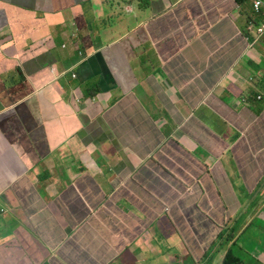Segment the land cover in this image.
I'll list each match as a JSON object with an SVG mask.
<instances>
[{"label":"crops","instance_id":"0c3cea01","mask_svg":"<svg viewBox=\"0 0 264 264\" xmlns=\"http://www.w3.org/2000/svg\"><path fill=\"white\" fill-rule=\"evenodd\" d=\"M234 9L0 0V264H264V104L203 103L264 74Z\"/></svg>","mask_w":264,"mask_h":264},{"label":"clouds","instance_id":"9594fccd","mask_svg":"<svg viewBox=\"0 0 264 264\" xmlns=\"http://www.w3.org/2000/svg\"><path fill=\"white\" fill-rule=\"evenodd\" d=\"M248 2V1H247ZM250 7L254 11L255 25L253 26L255 31V42L248 41L249 48H253L256 45L258 47L264 46V0H250ZM249 26V25H248ZM260 40L256 43L258 38ZM262 39V42H260ZM217 65L216 59L211 60V64L208 68V74H212L215 66ZM209 91L211 92L210 97H215L222 105H227L225 102L226 93H231V96L234 98H239L241 101L247 105V108L253 110L258 107V110L261 108V104H264V74H261L258 70L252 68L248 64H242L232 70H230L224 77L219 78L214 81V83L209 87ZM208 98V99H209ZM207 99L203 100V103ZM220 116V115H218ZM231 128V124H229ZM49 176L53 178V173L51 171L48 172ZM186 192L188 194H195V189L193 186H188L186 188ZM251 228V227H250ZM249 228V229H250ZM247 230L250 232V230ZM237 243L234 244L232 249L227 253L224 258L222 264L225 263V260L230 252H232L237 259L240 260L238 264H243V257L238 255L239 245L236 246Z\"/></svg>","mask_w":264,"mask_h":264},{"label":"trees","instance_id":"16d2710c","mask_svg":"<svg viewBox=\"0 0 264 264\" xmlns=\"http://www.w3.org/2000/svg\"><path fill=\"white\" fill-rule=\"evenodd\" d=\"M248 1V2H247ZM237 2H238V5H239V7L241 8V11L242 12H246L247 13V17H246V23H247V25H238V27H239V30L238 31H241V33L243 34V36L248 40V41H251V42H255V31H254V28H253V26H251L250 24H252L253 23V25H255V21L253 20V18H254V16H252V14L251 13H249L246 9H247V7H248V5H249V3H250V0H237ZM236 6V4L235 5H228L227 7H225L224 8V14H228L229 13V11L231 10V9H233L234 7ZM250 6V5H249ZM228 16H231V17H233V15H228ZM240 16H242L241 14H238L237 16H236V21H238L239 22V17ZM231 17H226V18H228V19H230L231 21H233L232 19H231ZM221 18H223V17H221ZM243 21H245V20H243ZM240 23V22H239ZM223 25H227V23L226 22H223L222 23ZM249 25V26H248ZM248 26V27H247ZM204 28L206 29V30H208L207 32H206V34H207V39L208 40H210V39H214L213 37H217L218 36V31L216 30V29H211V31H210V29H209V27H208V25H206V26H204ZM228 28L226 27L225 28V30H227ZM205 30V31H206ZM260 40V37L258 38V40L256 41V43H254L255 45L257 44V42ZM260 42H262V39H261V41ZM240 262V260L239 259H237L236 257H235V255L232 253V252H230L229 254H228V256H227V258H226V260H225V263L224 264H238Z\"/></svg>","mask_w":264,"mask_h":264},{"label":"rangeland","instance_id":"374dc122","mask_svg":"<svg viewBox=\"0 0 264 264\" xmlns=\"http://www.w3.org/2000/svg\"><path fill=\"white\" fill-rule=\"evenodd\" d=\"M246 10H247L249 13H251L252 16H254L255 13H254L253 9H252L249 5H248V7H247ZM232 13L234 14V16H235V15H238V14H241V15H242V19L245 20V21H243L242 23H243L244 25H247V23H246L247 13H246V12H242V11H239V10H237V9H234V10H232ZM233 19H234V18H233ZM247 27H248V26H247ZM210 64H211V61H210ZM210 94H211V92L208 91V92H207V95L205 96V99H208L209 96H210ZM225 107L227 108L226 105H225ZM257 108H258V107H257ZM47 174H48V171H47V173L44 174V176L47 177ZM249 201H251V199H249ZM10 220H11V222H12V221H16L15 223H18V222H19V221H18L16 218H14V217H11ZM169 233H171L170 229H169Z\"/></svg>","mask_w":264,"mask_h":264}]
</instances>
